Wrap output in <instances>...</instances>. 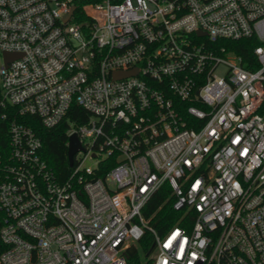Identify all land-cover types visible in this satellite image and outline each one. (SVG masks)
I'll return each mask as SVG.
<instances>
[{
  "label": "built area",
  "instance_id": "obj_1",
  "mask_svg": "<svg viewBox=\"0 0 264 264\" xmlns=\"http://www.w3.org/2000/svg\"><path fill=\"white\" fill-rule=\"evenodd\" d=\"M74 106L62 180L32 122ZM146 236L143 264H264V0H0V264H128Z\"/></svg>",
  "mask_w": 264,
  "mask_h": 264
},
{
  "label": "trees",
  "instance_id": "obj_2",
  "mask_svg": "<svg viewBox=\"0 0 264 264\" xmlns=\"http://www.w3.org/2000/svg\"><path fill=\"white\" fill-rule=\"evenodd\" d=\"M234 50V52L243 56L244 60L253 61V49L257 46L254 39L243 40L239 42H232L228 44ZM80 114H85L83 110L79 107L74 106L69 114L68 118L63 121L58 126L47 129L43 127L38 119H33V128L37 135L40 137L43 147L42 156L47 161V163L55 170L60 179H65L69 176L71 169L68 162V135L67 130L71 122H80ZM86 113V119H87ZM116 164V156L108 157L104 160L101 165V170H99L97 176L104 177L107 172ZM170 196V190L167 185H165L161 190H159L153 197L152 201L149 202L145 209V215L150 217L151 214L163 204ZM172 201V200H171ZM171 201L166 202L163 208L158 212L157 218L153 220V224L157 226L161 231L167 226H170L177 216L173 211ZM140 243L145 244V253L150 252L151 241L149 236H146ZM130 259L128 264H140V259L137 254V249H132L130 252Z\"/></svg>",
  "mask_w": 264,
  "mask_h": 264
},
{
  "label": "water",
  "instance_id": "obj_3",
  "mask_svg": "<svg viewBox=\"0 0 264 264\" xmlns=\"http://www.w3.org/2000/svg\"><path fill=\"white\" fill-rule=\"evenodd\" d=\"M74 11V9H73ZM71 13L65 18L66 20L70 17ZM20 55L19 54H11V53H5V58L7 59V62L12 61L14 59H17ZM136 71H128V72H117L115 73V78H121L125 77L135 73ZM68 162L70 163L69 166L72 167L74 164V157L75 155L82 150V146L80 144V141L76 135H72L69 138V145H68Z\"/></svg>",
  "mask_w": 264,
  "mask_h": 264
},
{
  "label": "rangeland",
  "instance_id": "obj_4",
  "mask_svg": "<svg viewBox=\"0 0 264 264\" xmlns=\"http://www.w3.org/2000/svg\"><path fill=\"white\" fill-rule=\"evenodd\" d=\"M86 164L89 165V166H92V167L95 166V163H94L93 160L86 161ZM145 244L140 243V242H135L134 243V245H135V247L137 249V254H138L139 259H140V263L142 262V264H143V262L148 260V258L146 257V253H145L146 252L145 249H146L147 245L145 246Z\"/></svg>",
  "mask_w": 264,
  "mask_h": 264
}]
</instances>
